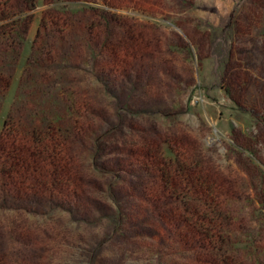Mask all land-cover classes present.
I'll use <instances>...</instances> for the list:
<instances>
[{
    "label": "rangeland",
    "instance_id": "rangeland-1",
    "mask_svg": "<svg viewBox=\"0 0 264 264\" xmlns=\"http://www.w3.org/2000/svg\"><path fill=\"white\" fill-rule=\"evenodd\" d=\"M89 8L104 10L114 22L108 26L103 13ZM53 9L69 15L57 28L67 44L62 50L50 39L41 62L63 65L70 106L87 116L83 135L70 143L79 180L74 196L57 195L53 205L46 197L6 201L0 193V264H206L204 238L189 230L187 250L193 251L187 252L169 236L181 212L159 171L171 151H185L190 159L197 154L205 175L233 187L239 204L227 207L234 216L232 238L248 239L262 251L264 195L247 184L236 150L250 138L264 140V0H38L21 67L3 102L0 136L22 64L43 15ZM107 31L113 41L102 51L97 45ZM127 33L145 51L128 69L114 71L112 47L127 41ZM88 38L99 49L93 68ZM132 88L138 91L131 94ZM115 121L118 131L109 124ZM262 142L248 145L264 160ZM155 151L163 156L160 163L142 154Z\"/></svg>",
    "mask_w": 264,
    "mask_h": 264
},
{
    "label": "trees",
    "instance_id": "trees-1",
    "mask_svg": "<svg viewBox=\"0 0 264 264\" xmlns=\"http://www.w3.org/2000/svg\"><path fill=\"white\" fill-rule=\"evenodd\" d=\"M56 6L60 9L65 7V3H58ZM37 7L38 0H0V115L5 96L10 92L21 67L23 52L34 20L33 12ZM58 9L43 15L35 41L31 45L30 55L22 64L16 100L4 121L0 136V193L6 201L46 197L53 205L57 195L67 198L74 196L73 188L79 180L70 162L73 159L70 156L72 153L70 143L74 135H83L87 116L79 109H75V105L70 106V100L67 98L71 88L70 83L62 79L64 75H61L60 69L64 68L63 65L52 60L41 62L43 52L50 46V39H55L56 43L53 46L57 43L62 44V50L67 44V41L58 34L61 31L57 28L60 26V19H66L69 15H63ZM89 9L96 15L103 13L100 15L108 26L111 24L110 21L114 22L112 18L104 16L106 15L104 10ZM64 24L65 28L73 30L75 34L76 26L69 24L67 20ZM147 33L145 39L152 35L151 31ZM127 37V41L114 44L112 47L110 60L114 71L128 69L130 59L141 56L138 52L145 51L141 42L132 34L129 33ZM88 39L93 68L98 65L100 57L98 48L105 51L108 44L113 41V33L107 31L106 39L99 41L97 49ZM151 42L149 38L150 45ZM136 53L138 54L135 56ZM102 78L101 82L104 83L105 79ZM131 90L133 91H130L131 94L138 91L136 88ZM127 96L116 98L123 100ZM256 116L258 118V115ZM109 124L113 130H120L119 122ZM261 138L248 139L247 145L239 146V150L236 151L248 175L247 184L254 185L256 190L264 195L262 168L264 160L257 157L251 148L253 146L248 145L251 142L253 145L262 142ZM93 139L99 140L98 131L93 135ZM262 143L264 145V140ZM168 144L165 143V150L170 151ZM181 147L185 149L183 145ZM142 154L149 162L160 163L163 160V156L159 157L158 151ZM170 154L172 155L167 159L169 162L162 163L164 167L160 169L159 174L164 186L170 187L173 191L171 197L175 199L181 213L174 220L177 221V225L174 222V225L171 224L169 236L173 240L177 238L175 242L183 244L187 252L189 241L186 242L185 236L189 230L194 235L204 238L203 248L208 256L206 264H264V246L261 251V247L255 246L248 239L243 241L232 238L234 226L230 222L234 221V216L230 209L239 204L235 201L237 197L234 192H230L234 190L233 187L221 183V179L214 174L205 175V169L196 159L197 154L192 155V159L186 157L189 153L185 151L181 154L171 151ZM242 188L244 187L241 186ZM178 190L180 191L176 192ZM188 191L198 196L203 194V197H199L202 203L195 198L196 196L186 194ZM4 200H1L2 204L6 203ZM188 214L191 216L188 217ZM114 223L117 228L122 221L118 219ZM261 240L264 242V238ZM191 251L193 249L189 252ZM261 253L263 255L260 256Z\"/></svg>",
    "mask_w": 264,
    "mask_h": 264
}]
</instances>
